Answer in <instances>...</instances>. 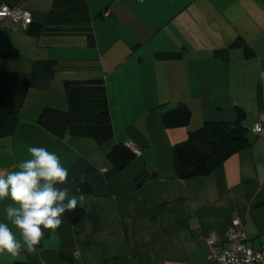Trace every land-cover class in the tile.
I'll return each mask as SVG.
<instances>
[{"label":"crops","instance_id":"obj_1","mask_svg":"<svg viewBox=\"0 0 264 264\" xmlns=\"http://www.w3.org/2000/svg\"><path fill=\"white\" fill-rule=\"evenodd\" d=\"M18 0H0L8 5ZM53 0H23L42 24ZM93 44L84 33L31 35L0 19V172L18 170L28 146L56 152L69 178L85 183L81 218L62 217L36 251L0 255V264H216L232 218L246 245L264 242V0H86ZM223 50V53H222ZM179 52L175 59L158 53ZM221 53V54H220ZM58 62L53 72L37 63ZM101 78L112 138L56 137L37 122L64 109L65 81ZM185 105L186 126L164 127ZM242 124L249 145L204 176L179 179L172 147L204 122ZM261 122V130L253 127ZM140 148L121 170L108 160L117 143ZM140 185L136 178L144 176ZM3 203H0V220ZM15 231V229H13ZM213 236L209 245L206 239Z\"/></svg>","mask_w":264,"mask_h":264},{"label":"trees","instance_id":"obj_2","mask_svg":"<svg viewBox=\"0 0 264 264\" xmlns=\"http://www.w3.org/2000/svg\"><path fill=\"white\" fill-rule=\"evenodd\" d=\"M27 26V32L31 35L84 33L89 44L94 43L86 0H53L43 23L34 24L32 21ZM179 56V52H169L158 53L156 57L167 60ZM37 64L48 73L59 66L58 62L52 60L40 61ZM64 94L66 99L64 109L44 108L39 113L37 122L44 130L60 138L66 135L87 137L97 145L112 138L113 130L103 79L65 81ZM242 118L243 111L238 109L234 122H204L199 129L190 132L182 142L175 144L172 153L176 176L179 179L204 176L218 167L228 156L249 145ZM189 119V109L180 104L164 113L162 123L164 127H181L186 126ZM124 143L115 144L107 155L117 170L123 169L134 157ZM144 179L145 175L137 177L136 185H140ZM78 188L82 193L90 191L85 183H81ZM82 214L83 210L78 207L75 212L66 213L63 217L73 225ZM47 234L48 232L44 237ZM14 264L28 263L16 261Z\"/></svg>","mask_w":264,"mask_h":264},{"label":"clouds","instance_id":"obj_3","mask_svg":"<svg viewBox=\"0 0 264 264\" xmlns=\"http://www.w3.org/2000/svg\"><path fill=\"white\" fill-rule=\"evenodd\" d=\"M27 151L30 158L20 161L18 170L0 172V255L35 252L48 231L59 229L66 213L85 204L79 188L61 187L69 172L56 152L36 146Z\"/></svg>","mask_w":264,"mask_h":264},{"label":"built area","instance_id":"obj_4","mask_svg":"<svg viewBox=\"0 0 264 264\" xmlns=\"http://www.w3.org/2000/svg\"><path fill=\"white\" fill-rule=\"evenodd\" d=\"M23 0H18L16 4H0V19L9 18L14 22L27 26L32 22L31 12L22 6ZM254 132L261 130V122L253 127ZM125 146L136 156H140V148L133 142L127 141ZM214 238L209 236L206 241L212 244ZM227 246L219 250L210 249L208 260L215 261L216 264H264V242L259 248L254 249L246 245L243 222L235 217L230 221V229L226 234Z\"/></svg>","mask_w":264,"mask_h":264}]
</instances>
